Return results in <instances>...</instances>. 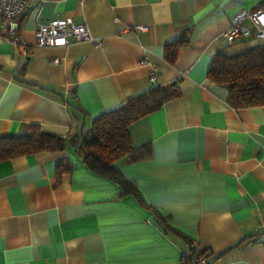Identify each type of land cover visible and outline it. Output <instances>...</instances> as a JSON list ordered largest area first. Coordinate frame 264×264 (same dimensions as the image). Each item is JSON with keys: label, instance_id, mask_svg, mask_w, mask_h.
Here are the masks:
<instances>
[{"label": "crops", "instance_id": "0c3cea01", "mask_svg": "<svg viewBox=\"0 0 264 264\" xmlns=\"http://www.w3.org/2000/svg\"><path fill=\"white\" fill-rule=\"evenodd\" d=\"M263 3L30 0L19 20L25 45L0 36V137L31 124L83 135L93 118L152 86V65L154 85L179 94L128 128L132 145L152 152L120 165L140 198L119 196L70 145L1 161L0 264H181L189 244L162 229L155 210L212 264H264V105L234 108L227 88L207 77L216 54L264 44L221 40L236 11ZM65 16L103 43H34L39 24ZM139 24L145 30L132 29ZM186 30L188 43L168 62L165 46ZM60 165L68 169L58 174Z\"/></svg>", "mask_w": 264, "mask_h": 264}, {"label": "trees", "instance_id": "16d2710c", "mask_svg": "<svg viewBox=\"0 0 264 264\" xmlns=\"http://www.w3.org/2000/svg\"><path fill=\"white\" fill-rule=\"evenodd\" d=\"M189 35L186 30L176 41L165 46L164 58L168 62L175 60L178 49L188 43ZM207 77L227 88V102L234 108L264 105V44L234 56L216 54L207 69ZM178 94L176 85L164 89L152 84L121 105L93 118L90 128L83 135H56L42 130L37 124H31L25 134L0 137V162L42 151L59 152L70 145L82 156L90 171L118 184L119 196L133 194L140 198L135 183L122 173L120 165L147 159L152 152L148 144L134 147L128 128L134 121L158 110ZM75 107L83 113L80 106ZM67 169L68 166H58V174ZM155 214V220L162 229L189 244V253H184L181 264H191L196 258L207 257L205 251L193 246L189 236L171 224L167 215L157 210Z\"/></svg>", "mask_w": 264, "mask_h": 264}, {"label": "built area", "instance_id": "2783aa9c", "mask_svg": "<svg viewBox=\"0 0 264 264\" xmlns=\"http://www.w3.org/2000/svg\"><path fill=\"white\" fill-rule=\"evenodd\" d=\"M30 0H0V36L10 40L16 45H25V41L19 35V20L25 13ZM119 22V18H114ZM132 29L145 30V26L133 25ZM129 27L121 29L126 32ZM264 40V3L253 9H241L236 11L230 18L229 26L221 34L222 42L227 46H233L248 39ZM90 41L94 45H101L103 39L94 36L86 23L76 21L72 16L51 18L46 23L39 24L34 31V43L43 47H64L71 42ZM58 62V58H53ZM146 63L145 59L140 64ZM151 84L155 83L157 66H151ZM191 264H212L211 259L200 257Z\"/></svg>", "mask_w": 264, "mask_h": 264}, {"label": "rangeland", "instance_id": "374dc122", "mask_svg": "<svg viewBox=\"0 0 264 264\" xmlns=\"http://www.w3.org/2000/svg\"><path fill=\"white\" fill-rule=\"evenodd\" d=\"M250 40H254L253 38H251Z\"/></svg>", "mask_w": 264, "mask_h": 264}]
</instances>
